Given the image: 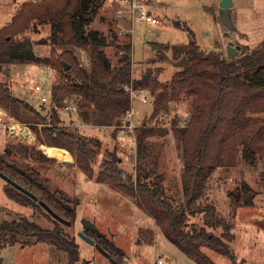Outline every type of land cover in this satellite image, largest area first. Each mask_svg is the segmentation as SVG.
I'll list each match as a JSON object with an SVG mask.
<instances>
[{"label": "rangeland", "instance_id": "rangeland-1", "mask_svg": "<svg viewBox=\"0 0 264 264\" xmlns=\"http://www.w3.org/2000/svg\"><path fill=\"white\" fill-rule=\"evenodd\" d=\"M108 1L106 0L105 4ZM220 1L141 0L161 21L159 24L141 21L137 15L134 20L130 16V21L127 17L121 18L120 10L128 3L111 7H106L104 4L100 9L91 28L109 35L111 45L105 51L112 63H117L123 55L117 48L118 45L123 46L130 42L132 50L129 56L132 60L133 79L141 80L149 70H152L153 75L160 81L155 94L149 89H143V86L136 88L134 82L126 87L130 95L131 91H137L136 95L142 93L148 98L147 103L141 102L139 96L131 99V110L135 112L134 121L137 127L130 132H121L119 128L121 123L118 124V119L112 123L95 122L92 119L85 122L89 125L85 124L76 114L78 109L76 104H79L77 95L73 91L66 93L62 88L68 82L65 76L55 63L42 61L57 57V54L67 48L76 55L79 65L89 70L90 54L87 51L52 43L50 25L41 26L40 33L29 30L24 34L37 42L35 53L41 61L24 65L22 68L18 67L19 64L17 66L2 64L0 66L3 72L2 82L10 86L15 96L37 109L43 105L41 98L46 96L49 99L46 103L48 108L45 107L46 110L42 111L43 115H46L50 107L63 102L60 112L69 116L66 117L67 119L64 118L67 120L65 124L69 127V131L76 129L84 137L99 140L101 149L92 164L93 175L89 176L80 169L77 159L68 149L40 143L38 133L42 134L43 124L26 116L24 112L21 118L24 122L17 120L5 109L6 114L0 122L5 124V127H0L3 130L0 152H4L8 145L22 144L36 147L49 158L55 159L54 164L47 166L14 157L9 161L28 172L39 170L40 181L51 192H63L72 207L75 208L73 204H76V217L74 219L73 215L68 214L69 211L54 203L50 206L73 223L66 225L54 219L39 204V200H44L47 196L15 171L4 167L5 175L34 191L39 199L28 197L41 209L32 204L24 206L10 200L5 188L11 184L0 177V223L27 218L47 230H54L58 223L63 236L75 240L79 246L81 259L90 264H113L96 246L100 244L103 247L105 238L113 242L117 248L123 249L132 260V264H155L161 256H164L165 264H175L176 261L180 262V259H183L182 264H197L167 240L153 217L140 208L136 197L124 192L112 182H100L98 177L102 171L101 165L109 158L108 152H116L120 158V169L136 176L142 168L139 171L142 178L147 173L150 175L148 180H143L145 183L150 181L160 183L177 208L186 203L185 148L181 132L176 129L182 127L186 115L191 113L192 98L186 96L179 101L170 102L171 112L162 115L159 119L153 118V113L158 93L170 86L173 76L188 62V58L183 55L181 59L176 60L170 50L167 52V59L158 60L157 52L150 43L188 44L191 41L192 31L200 49L207 53L215 51L228 56L229 42H233L235 49L241 47L234 57L243 52L264 50V0H233L231 16L234 29H229L222 23ZM30 2L33 1L0 0V29L10 24L23 5ZM112 33L120 37L116 43L111 40ZM42 40L47 42H39ZM53 48L57 50L56 54L52 52ZM184 57L187 61L184 65H180ZM47 66L57 67L58 72L51 75L46 70ZM37 86L41 87V91L36 90ZM128 87H130L129 91ZM71 107H75V110ZM251 115L264 118V113ZM177 119L179 123H176ZM12 125L21 126L24 130L23 134L12 132ZM144 125L152 130V133L145 138V146L141 147L138 144V135ZM50 148L59 153H53ZM63 151H66L65 155L60 154ZM243 184H247L254 191L256 195L254 206L241 207L235 212L230 194L235 193ZM186 211L188 228L194 224L198 227L205 226L221 237L236 257L237 264H264V156L262 153L251 154L247 159L242 153H238L235 164L216 166L205 182L201 195L188 206ZM218 219H222L226 224L219 223ZM85 220L95 225L97 230L87 228L84 225ZM225 225H228V229ZM80 233L94 240L95 244L83 238ZM203 251L216 264H234L231 259L211 249L205 248ZM135 254L138 256L136 257ZM0 264H69V257L55 246L38 243L34 238H22L14 245L9 244L0 250Z\"/></svg>", "mask_w": 264, "mask_h": 264}, {"label": "trees", "instance_id": "trees-1", "mask_svg": "<svg viewBox=\"0 0 264 264\" xmlns=\"http://www.w3.org/2000/svg\"><path fill=\"white\" fill-rule=\"evenodd\" d=\"M105 2L106 0H38L24 4L11 23L0 29V66L40 62L41 59L35 53L37 42L24 34L29 30L40 33L41 26L50 25L52 43L73 46L90 54L89 70L81 67L76 55L67 48L55 58L42 60L45 63H55L67 79V85L61 87L66 93L73 91L77 95L79 104H76V114L85 122L93 119L95 122L112 123L118 119L120 124L132 108V97L126 87L134 82L136 88L143 86V89H149L155 94L160 81L153 75L152 70L141 80L133 79L132 60L129 56L132 50L130 42L123 46L118 45L117 48L123 55L117 63H112L105 51L111 45L109 35L91 28ZM111 35L114 43L120 40L116 33ZM190 38L188 44L150 43L157 52L158 60L167 59V52L170 50L176 60L183 55L188 58V62L173 76L170 86L158 93L153 113V118L159 119L171 112L170 102L179 101L186 96L192 98V110L186 126L176 129L181 132L185 148L186 203L177 208L160 183H145L143 180H148L150 175L147 173L142 178L139 172L142 168L136 176L120 169V158L116 152H108L109 158L101 165L102 171L98 180L112 182L136 197L140 208L153 217L166 238L197 264H216L205 254V248L237 264L236 257L221 237L205 226L198 227L194 224L188 228L186 209L201 195L205 182L216 166L235 164L238 153H242L246 159L256 152L264 156V118L251 115L264 113V50L243 52L237 57L229 58L220 52L202 51L192 31ZM39 42L45 43L47 40ZM52 52L56 54L57 50L53 48ZM64 61L71 66L68 71L63 68ZM46 105L43 103L38 108L39 111L32 104L15 96L9 85L0 82V107L8 110L17 120L23 121L21 118L24 112L26 116L43 124L42 134L38 133L40 143L68 149L77 159L80 169L92 176V164L100 152L101 142L80 135L76 129L69 131L65 124L67 120L62 118L63 112H60L63 102L50 107L46 115H43L42 111L48 108ZM175 121L179 123L178 119ZM150 133L152 130L145 125L140 129L138 144L141 147L145 146V138ZM13 157L31 160L40 166L54 164L55 159L49 158L36 147L8 145L4 152H0V175L5 174L3 168L7 167L38 187L47 196L43 201L49 205H72L65 193L51 192L40 181L39 170L28 172L10 162L9 159ZM14 166L24 170L25 174L17 171ZM25 188L34 193L31 188ZM5 193L18 204H32L41 209L36 202L12 185H7ZM255 197L254 191L247 184L230 194L235 212L241 207H253ZM73 205L75 208L71 206V210L64 208L75 219L76 204ZM218 221L226 224L222 219ZM227 226L225 225L226 229ZM22 238H34L38 243L55 246L57 250L68 255L69 264H90L81 259L75 240L63 236L58 223L54 230L44 229L27 218L0 223V250L9 244L14 245ZM104 241L106 242L103 247L113 257L121 255L113 242H109L107 238Z\"/></svg>", "mask_w": 264, "mask_h": 264}, {"label": "water", "instance_id": "water-1", "mask_svg": "<svg viewBox=\"0 0 264 264\" xmlns=\"http://www.w3.org/2000/svg\"><path fill=\"white\" fill-rule=\"evenodd\" d=\"M233 0H221L219 3V7H220V16H221V21L224 25H226L229 29H234V24L232 22V14H231V10L233 8ZM233 42H229V45L227 47V52H228V57L229 58H233L235 54L238 53V51L241 49L240 46L237 47V49H235V47H233ZM187 61V58L184 57L183 60L180 61V65H184L185 62ZM63 68L65 71H68L71 66L70 64H68L67 62H62ZM15 169L17 171H19L22 174H25V171L22 170L19 167L14 166ZM0 177L4 178L9 184H11L13 187H15L16 189H18L20 192L24 193L25 195L31 197L34 200H38L39 197L32 193L31 191H29L28 189H26L24 186H22L20 183L16 182L15 180H13L12 178H10L9 176L5 175V174H1ZM39 204L41 205V207H43L47 213L49 215H51L52 217H54V219L58 220L59 222L66 224V225H72V222L65 219L64 217H62L61 215H59L49 204H47L45 201L43 200H39ZM64 207L67 210H71V206L68 204H64ZM84 225L92 230H97L95 225H93L91 222L85 220L84 221ZM80 235L87 239L88 241H90V243L95 244V241L90 239L89 237H87L86 235H84L83 233H80ZM97 248L110 260L111 263L113 264H121L119 263V261L113 257V255L107 251L104 247H102L100 244L96 245Z\"/></svg>", "mask_w": 264, "mask_h": 264}, {"label": "built area", "instance_id": "built-area-1", "mask_svg": "<svg viewBox=\"0 0 264 264\" xmlns=\"http://www.w3.org/2000/svg\"><path fill=\"white\" fill-rule=\"evenodd\" d=\"M33 2H37L38 0H32ZM128 3V8L127 11L130 14L131 18H133L137 15L139 20L144 21V22H150V23H154V24H159L161 21L152 13V11H150L148 9V6L144 3L141 2L139 0H127ZM120 14H123V10H120ZM46 70L51 74L54 75L55 73L58 72L57 68L54 66H47ZM128 91L130 90V87L127 88ZM37 91H41V87L37 86L36 87ZM137 91H131V96L132 98L138 97L139 96V100H141V102L143 103H147L148 102V98L146 96H144V94L140 93V95H136ZM43 103H47L49 101V99L46 96H43L41 98ZM72 110H75V107H71ZM67 110H69L67 108ZM134 115L135 112L133 110H129L126 115L122 118L121 121V126H119V128L121 129V132H130L132 130H134L135 127H137L135 121H134ZM177 115V114H176ZM186 119L182 122V127H185L187 122H188V117L190 116V114L188 113L186 115ZM181 124V123H180ZM23 134V132H22ZM156 264H165L163 259H158L156 261Z\"/></svg>", "mask_w": 264, "mask_h": 264}, {"label": "crops", "instance_id": "crops-1", "mask_svg": "<svg viewBox=\"0 0 264 264\" xmlns=\"http://www.w3.org/2000/svg\"><path fill=\"white\" fill-rule=\"evenodd\" d=\"M118 1V0H117ZM139 1H141V0H139ZM127 2L126 1H124V2H122V1H118V2H116L115 0H109L106 4H105V6L107 7V6H109V7H111L112 5H125ZM154 4H156V6H157V3L154 1L153 2ZM106 7H105V9H106ZM127 9H128V5H126V7H123L122 8V10H123V14H122V17L121 18H124V17H127L128 19H129V21L131 20L130 19V14L128 13V11H127ZM101 17H99V19H100ZM118 24V23H117ZM10 65H12V64H10ZM24 65H30V64H19V68H22ZM16 66H17V64H16ZM27 68V67H26ZM1 73L3 74V72H2V70H0V82H2V76H1ZM12 87V86H11ZM13 89V88H12ZM75 113V112H74ZM4 114H6L5 113V109L4 108H2V107H0V122H2V119L4 118ZM69 118V116H66L64 113L62 114V118L64 119V118ZM66 118V119H67ZM84 123H85V121H84ZM85 124H87V123H85ZM3 125V126H2ZM87 125H89V124H87ZM0 127H5V124H3V123H0ZM3 134V130H2V128H0V141H1V139H2V135ZM155 221V220H154ZM156 224V223H155ZM168 240V239H167ZM169 241V240H168ZM170 242V241H169ZM137 246H139V247H141L142 245H137ZM175 246V245H174ZM120 250V252H121V255H117L116 256V259H119V260H122L121 262H119V263H121V264H132L133 262H132V260L126 255V253H125V251L123 250V249H119ZM178 251H180V250H178ZM181 252V251H180ZM182 253V252H181ZM183 254V253H182ZM135 256L137 257L138 256V254H135ZM177 256H179L178 254H177ZM162 257V258H161ZM159 259H163L164 260V256H161ZM182 260L183 259H180V262L179 261H176L175 262V264H182ZM157 261V260H156ZM166 261H168V259L166 258ZM164 262H165V260H164ZM166 263V262H165ZM156 264V263H155Z\"/></svg>", "mask_w": 264, "mask_h": 264}, {"label": "bare ground", "instance_id": "bare-ground-1", "mask_svg": "<svg viewBox=\"0 0 264 264\" xmlns=\"http://www.w3.org/2000/svg\"><path fill=\"white\" fill-rule=\"evenodd\" d=\"M11 130H12V132H14V131H16V132H20V133H22L24 130L22 129V127L21 126H18V125H12L11 126ZM51 149V151L54 153H59L58 151H55L54 149H52V148H50ZM66 151H63V152H60V154H62V155H65L66 153H65Z\"/></svg>", "mask_w": 264, "mask_h": 264}]
</instances>
